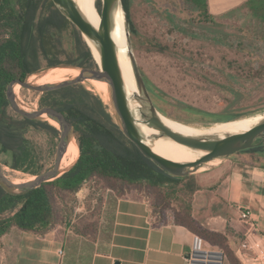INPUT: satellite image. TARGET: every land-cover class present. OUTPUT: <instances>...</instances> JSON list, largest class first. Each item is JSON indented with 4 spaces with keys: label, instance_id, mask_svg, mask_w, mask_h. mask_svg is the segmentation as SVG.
<instances>
[{
    "label": "trees",
    "instance_id": "16d2710c",
    "mask_svg": "<svg viewBox=\"0 0 264 264\" xmlns=\"http://www.w3.org/2000/svg\"><path fill=\"white\" fill-rule=\"evenodd\" d=\"M99 1H96L98 11L101 10ZM127 1L122 0V3L129 14ZM177 1L189 3L195 9L188 10V17H197L201 22L212 20L208 0ZM245 6L258 22L264 23V0H247ZM172 13L175 18L180 10L173 9ZM155 46L159 50L166 49L162 44ZM64 65L97 68L95 57L80 32L53 1L0 0V154L10 155V168L39 174L41 160L27 132L30 128L40 129L55 138H59L60 132L47 121L13 113L6 94L9 83L16 79L24 80L45 67ZM144 80L155 107L163 113L166 93L147 78ZM44 106L57 109L72 124L78 146L77 157L61 176L30 191L10 193L0 185V237L13 226L44 234L61 225L94 240L103 217L104 195L112 191L115 195L109 196V205L131 192L142 193L148 197L153 214L171 210L177 224L200 237L221 242L220 234L200 228L192 217L191 200L199 188L195 174L183 178L171 176L145 157L124 135L98 95L82 83H76L43 92L39 108ZM229 108L227 105L221 112H211L188 106L187 112L194 121L185 123L210 126L259 112ZM167 110L169 114L163 115L173 118L170 109ZM240 152L264 156V145ZM92 180L98 185L94 192L99 194L94 211L72 219V196L85 182ZM89 209L90 205L87 211ZM231 260L232 264H239L236 259Z\"/></svg>",
    "mask_w": 264,
    "mask_h": 264
},
{
    "label": "rangeland",
    "instance_id": "374dc122",
    "mask_svg": "<svg viewBox=\"0 0 264 264\" xmlns=\"http://www.w3.org/2000/svg\"><path fill=\"white\" fill-rule=\"evenodd\" d=\"M209 1L213 18L207 22H201L194 16L188 17V10L195 11L189 3L180 4L177 0L127 1L129 14L124 6L123 9L124 15L131 22L126 24L128 40L141 74L166 93L167 102L162 104L163 113L169 114L167 109H170L174 119L166 117L172 120L183 123L194 121L187 112L188 106L221 112L230 105L229 109L234 111L250 113L259 110L257 113L264 115V23L258 22L249 13L245 6L247 0ZM101 3L100 0L99 4ZM173 9L180 10L175 18L172 17ZM161 44L166 46L165 50L156 48L155 45ZM52 68L56 67L42 68L30 74L27 80ZM60 73L52 74L35 84L67 80L61 78ZM82 84L99 96L95 88L92 90ZM42 93L21 86L14 96L19 107L31 111L39 108ZM102 101L116 120L109 97ZM135 109L139 111L137 107ZM158 112L163 114L159 110ZM36 119L47 121L42 116ZM140 131L143 134L141 129ZM27 137L37 147L42 164L40 173L52 167L59 138L34 128L28 130ZM70 153L68 144L62 160ZM173 155L174 159L171 160L185 162L174 153ZM9 162L10 155L1 153L0 167L7 177L27 181L36 176L10 168ZM208 165L210 164H204L198 172L205 170L204 167ZM96 186L95 180L87 181L72 196V219L94 211L99 201V194L94 192ZM110 195L115 193L107 191L104 195L105 202ZM89 205L90 209L87 211Z\"/></svg>",
    "mask_w": 264,
    "mask_h": 264
},
{
    "label": "crops",
    "instance_id": "0c3cea01",
    "mask_svg": "<svg viewBox=\"0 0 264 264\" xmlns=\"http://www.w3.org/2000/svg\"><path fill=\"white\" fill-rule=\"evenodd\" d=\"M195 178L192 217L200 228L222 236L219 243L201 237L205 246L222 249L225 264L232 258L256 264L243 244L264 234V156L235 153ZM102 209L94 240L61 225L44 234L13 226L0 237V264H186L198 235L177 224L171 210L153 214L148 197L135 192L111 205L104 201Z\"/></svg>",
    "mask_w": 264,
    "mask_h": 264
},
{
    "label": "water",
    "instance_id": "95a60500",
    "mask_svg": "<svg viewBox=\"0 0 264 264\" xmlns=\"http://www.w3.org/2000/svg\"><path fill=\"white\" fill-rule=\"evenodd\" d=\"M52 1L72 22V24L75 25L91 52V43L95 45L99 53V61L97 63V68H83L66 65L55 66L77 68L79 70L78 75L74 78L60 82L34 84L29 83L26 78L24 80L16 79L9 83L6 94L10 108L16 114L29 119H36L43 114H46L57 121L60 134L52 167L37 174L33 179L15 183L4 174L0 167V185L5 191L10 193H24L40 186L44 182L51 181L61 176L67 170L60 168L62 157L71 139L75 140L72 124L66 119L64 114L57 109L50 106H44L38 109H32L31 111H26L19 107L15 101L12 89L13 85L16 83H19L26 89L46 92L72 84L82 83L83 80L86 79H98L107 82L110 103L116 116L115 121L120 126L124 135L137 146L145 157L152 160L163 171L174 177H186L201 170V167L204 164L217 161L216 163L208 165L210 167L229 158L237 152L264 145V116L257 124L246 131L225 133L222 136L216 134L199 136L183 135L167 128L157 116L159 112L152 101L128 40V50L130 54L129 60L139 93V101L141 103L140 110L137 112L139 117H137L128 103V97L120 72L116 44L112 37L114 12L118 6H121L124 12L122 0H101V10L98 11L100 17L98 28H95L80 13L74 0ZM124 19L125 23L128 24L129 19L127 15H124ZM139 124L145 125L149 129L157 130L160 137H168L169 139L189 148L193 152L202 154L198 155L195 160L188 162H178L163 157L154 152L151 146L145 142ZM208 166L204 168L207 169L209 168Z\"/></svg>",
    "mask_w": 264,
    "mask_h": 264
},
{
    "label": "bare ground",
    "instance_id": "6f19581e",
    "mask_svg": "<svg viewBox=\"0 0 264 264\" xmlns=\"http://www.w3.org/2000/svg\"><path fill=\"white\" fill-rule=\"evenodd\" d=\"M78 10L80 13L95 27L98 28L100 24V17L98 14L97 7L95 5V0H74ZM126 23L124 19V12L121 6H118L113 15V28H112V37L116 44L117 49V57L120 67V72L122 75L125 91L128 97V103L131 110L135 113L137 117V107L140 110L141 103L139 101V93L135 83V79L133 76L131 63L129 60V44H128V34H127ZM92 52L95 57V60L99 61V53L97 48L93 43H91ZM63 71V72H62ZM57 72L60 73V77L63 79H71L77 76L79 70L77 68H63L56 67L47 70L40 76H31L28 79L29 83H38L45 78L55 74ZM58 76V77H59ZM85 85H87L90 89L95 90L99 93V96L102 98L101 100H106L109 97V87L107 82L101 81L98 79H86L83 80ZM21 85L19 83L14 84L13 93H16ZM33 106V105H32ZM159 120L170 130L183 134V135H209L216 134L222 136L225 133H233V132H242L250 129L252 126L257 124L262 118L263 114H254L246 117H240L234 120L226 121V122H217L210 126H201V125H192L186 124L183 122H179L176 120H172L167 118L165 115L159 113ZM42 117L46 119L50 124L55 127H58L59 124L57 121L52 119L51 117L43 114ZM140 129L143 132L145 142L151 146L152 150L157 154L166 157L168 159H174L173 153L182 161L188 162L193 161L197 158L198 155L202 153H196L190 150L189 148L169 139L168 137H160L157 130L149 129L145 125L139 124ZM146 128V129H145ZM148 133V135H147ZM157 136V137H154ZM70 146L71 153L61 161L60 168L66 169L70 165L75 162V159L78 154V146L74 139L68 143ZM217 162V161H214ZM214 162H209L207 164H213ZM9 179L15 183L23 182L25 180H20L18 178L9 177ZM33 179V178H32Z\"/></svg>",
    "mask_w": 264,
    "mask_h": 264
},
{
    "label": "built area",
    "instance_id": "2783aa9c",
    "mask_svg": "<svg viewBox=\"0 0 264 264\" xmlns=\"http://www.w3.org/2000/svg\"><path fill=\"white\" fill-rule=\"evenodd\" d=\"M248 211H242V218L248 217ZM243 248L256 257V264H264V234L255 236L243 244ZM226 256L222 249L205 247L200 236L195 237L194 245L185 257L186 264H225Z\"/></svg>",
    "mask_w": 264,
    "mask_h": 264
}]
</instances>
